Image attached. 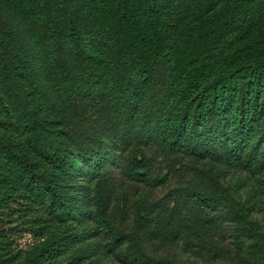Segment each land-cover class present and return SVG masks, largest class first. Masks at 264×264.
I'll return each mask as SVG.
<instances>
[{
	"label": "trees",
	"instance_id": "obj_1",
	"mask_svg": "<svg viewBox=\"0 0 264 264\" xmlns=\"http://www.w3.org/2000/svg\"><path fill=\"white\" fill-rule=\"evenodd\" d=\"M185 157L199 180L161 200L109 173L122 158L127 181L163 185ZM218 168L264 186V0H0V223L18 205L32 237L0 225V264L208 261L233 235L264 264Z\"/></svg>",
	"mask_w": 264,
	"mask_h": 264
},
{
	"label": "rangeland",
	"instance_id": "obj_2",
	"mask_svg": "<svg viewBox=\"0 0 264 264\" xmlns=\"http://www.w3.org/2000/svg\"><path fill=\"white\" fill-rule=\"evenodd\" d=\"M175 166V172L170 177L169 181L163 185L150 186L146 183H135L127 181L122 175V158L116 159V161L110 165L109 173L117 184L121 193L128 194L129 199H137L141 195L161 200L167 194H169L175 187L181 182H192L199 180V171L203 168V163H195L190 158L175 159L173 162ZM206 164V163H205ZM222 173V181L226 185L233 187L235 195L240 200H247L251 207V217L261 223L264 226V186L259 184V181H255L247 172H240L229 170L228 168H218ZM166 170L163 171V175L166 174ZM19 210L18 205H13L10 210L6 211L3 215V222L1 226L10 228L13 232L17 233L15 238L21 243V246H25L32 241V237L28 234L22 233L23 228L21 220L16 215V211ZM228 225L231 224V230H236L242 225H239L236 220H231ZM240 230V229H238ZM234 234H239L235 232ZM235 235L230 236L227 243L232 248V256L230 258H216L208 261H203L200 258L193 256L190 253L182 251L179 247H174L171 251V255L183 264H250L254 259V254L250 241H247L246 248L235 241ZM241 238L242 234H240ZM242 248H244L242 250ZM168 250L164 247H153L152 252L157 256H163ZM243 256V257H242ZM102 264H125L120 261L115 255L109 257H102Z\"/></svg>",
	"mask_w": 264,
	"mask_h": 264
}]
</instances>
